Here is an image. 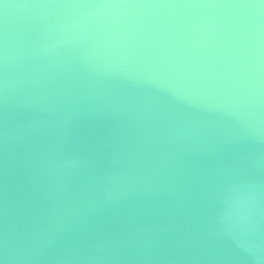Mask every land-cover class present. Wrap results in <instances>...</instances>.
Returning <instances> with one entry per match:
<instances>
[{"label": "clouds", "instance_id": "9594fccd", "mask_svg": "<svg viewBox=\"0 0 264 264\" xmlns=\"http://www.w3.org/2000/svg\"><path fill=\"white\" fill-rule=\"evenodd\" d=\"M0 264H264V0H0Z\"/></svg>", "mask_w": 264, "mask_h": 264}]
</instances>
